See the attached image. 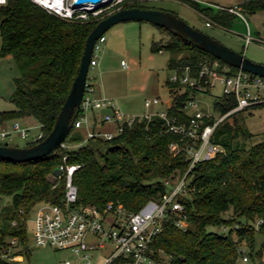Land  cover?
<instances>
[{"label":"trees","instance_id":"16d2710c","mask_svg":"<svg viewBox=\"0 0 264 264\" xmlns=\"http://www.w3.org/2000/svg\"><path fill=\"white\" fill-rule=\"evenodd\" d=\"M145 1L149 0H121L116 7L149 8ZM180 1L213 23L229 27L233 12L200 8L194 0ZM238 6L256 12L264 10V0H243ZM86 14L62 18L31 0H6L0 4V54L12 56L20 70L10 97L14 108L0 111V124L34 119L40 137L26 146L40 141L51 131L68 95L86 37L103 15ZM160 28L168 39L153 41L151 50L169 51L170 68L195 69L205 61L217 59ZM167 84L172 103L165 108L166 118L157 113L149 117L139 115L133 121L123 122L121 131L111 138L86 139L81 128L72 127L64 140V144L68 140V146H60L42 158L24 162L0 158V264L6 263L3 252L29 255L27 221L32 209L40 202L61 203L64 181H52L50 175L64 155L67 163L80 165L72 177L77 187V204L103 209L112 201L135 212L149 201L160 200L167 190L163 180L178 178L190 162L187 153H177L168 147L178 135L166 131V119L180 122L189 118L183 109L189 91L178 83L167 81ZM234 105L233 97L222 96L214 100L213 109L222 114ZM92 113L95 119L96 111ZM235 113L224 119L212 136V142L222 150L214 158L197 163L190 173L192 190L180 198L185 205V229L169 216L151 242L157 263L164 260V264H236L243 241L250 249L249 256L262 262L264 137L257 139L239 125ZM256 234L262 237V246L254 252ZM13 238L17 239L20 250L10 245ZM164 255L168 257L166 260Z\"/></svg>","mask_w":264,"mask_h":264},{"label":"built area","instance_id":"2783aa9c","mask_svg":"<svg viewBox=\"0 0 264 264\" xmlns=\"http://www.w3.org/2000/svg\"><path fill=\"white\" fill-rule=\"evenodd\" d=\"M47 12L62 18L72 19L84 17L76 7H71L67 0H31ZM6 0H0L4 4ZM234 12V8H228ZM213 22L206 21L210 26ZM101 35L95 42L89 68L96 65L94 50L98 42L104 41ZM251 38L249 34L246 41ZM125 65L124 61H121ZM169 81L187 88L188 97L183 109L188 113L186 121L166 119V131L178 135L168 147L177 152L187 153L190 162L187 170L178 178L164 179L167 186L159 201H149L138 211H128L121 203L108 202L103 209L91 205L77 204V187L73 182V174L80 167L79 164L67 163L66 155L58 165L59 176L63 179L64 194L61 203L40 202L35 206L31 222V238L33 245L51 246L56 250L67 251L72 259H66L60 264H164V260L157 263L152 256L151 242L160 232L162 222L172 216L173 222L185 229V205L180 198L192 190L190 173L195 165L201 161L212 159L222 148L212 142L216 127L230 114L255 105H264V77L254 75L241 69L230 71L229 65L221 64L217 59L205 61L197 68L189 66L174 68ZM219 86L221 97L231 96L235 105L225 113L215 116V111H204L201 108L197 94L210 92ZM181 88V89H183ZM158 98L145 100L144 105L158 104ZM106 109L108 112L101 117L104 124L114 123L112 130L98 131L89 127L86 139L94 136L111 138L121 131L123 122L133 121L139 115L128 118L119 110L116 102L108 97H96L93 85L86 79L85 90L80 104L77 118L72 127L81 128L83 123H89L93 111ZM166 118V111L155 112ZM152 113V114H155ZM152 114H143L146 117ZM213 118L212 121L207 119ZM29 135V128L22 126L18 120L11 122L10 129L0 130V140H12L14 136ZM40 137V133L35 139ZM61 146H65L64 142ZM261 222V221H259ZM258 222V223H259ZM17 250L21 249L16 238L10 240ZM6 263L21 264V253L9 254L3 252ZM247 256H242L247 261ZM166 260V259H165Z\"/></svg>","mask_w":264,"mask_h":264},{"label":"rangeland","instance_id":"374dc122","mask_svg":"<svg viewBox=\"0 0 264 264\" xmlns=\"http://www.w3.org/2000/svg\"><path fill=\"white\" fill-rule=\"evenodd\" d=\"M119 1L110 0L94 9L84 5L85 8L79 7L78 11L84 17L87 15L86 13L106 15L120 8L116 7V3ZM194 1L200 8L208 7L213 11L218 10L220 6H223L222 8L233 6L235 11L229 27L215 23L207 26L205 24L208 20L206 16L180 0H149L144 3L149 8L173 12L191 26L207 33L222 44L243 53L244 56L255 62L264 64V10L247 12L238 7V4L243 0ZM70 2L71 0H67L68 4ZM248 34L251 39L246 41ZM103 35L105 41L98 42V48L94 50L97 65L89 68L87 80L100 89L101 94L114 99L126 118L147 112L150 114L151 112L165 111L166 101L168 98L171 99L170 88L167 84L172 73V68L168 65L171 53L167 50L152 51L151 45L153 41L167 40L168 36L162 32L160 27L150 22L134 20L116 23L108 28ZM121 60L125 65L121 64ZM19 75L20 70L12 56L0 54V111L14 108L10 97L15 87L14 78ZM155 97L160 101L158 104L144 105L145 100H152ZM197 97L204 111H215L213 102L221 97L220 88L216 85L210 92L197 94ZM106 112H108L106 109H101L95 114L97 116L98 113L99 117H103ZM215 116H217L216 111ZM234 117L239 125L247 128L257 139L264 137V105H255L237 111ZM18 121L22 126L29 128V135L25 137L17 135L12 140H0V144L26 146L40 133L39 125L34 119H18ZM89 121H91V117H89ZM9 122L11 127L12 121ZM90 126V122L83 123L81 130L86 133ZM10 127H0V130L10 129ZM67 144L68 140L65 142V146H68ZM60 180L57 179L56 182L58 183ZM6 202H9V199ZM34 209L35 207L30 212V219L34 217ZM209 229L221 231V228L210 227ZM27 234L29 255L26 257L21 253V264H60L66 259H72V255L67 251L56 250L51 246H34L30 221H27ZM261 246L262 237L256 234L254 252L258 251ZM239 249L242 253L236 264H264V245L261 251V263L259 258L249 256L250 249L244 241L239 245ZM244 255L247 256V261L242 260ZM164 257L168 258L166 255Z\"/></svg>","mask_w":264,"mask_h":264},{"label":"water","instance_id":"95a60500","mask_svg":"<svg viewBox=\"0 0 264 264\" xmlns=\"http://www.w3.org/2000/svg\"><path fill=\"white\" fill-rule=\"evenodd\" d=\"M100 1L101 0H71V3L77 6L87 2L98 3ZM109 1L110 0L105 3ZM103 4L93 7L92 9L100 7ZM130 20L146 21L158 27L167 29L174 35L188 41L197 48L211 54L229 66L264 77V64L255 62L244 56L243 53L235 51L222 44L207 33L191 26L173 12L144 7L118 8L103 17H100L96 25L86 37L78 72L55 119L51 131L43 139L29 146L0 144L1 159L14 162L35 160L50 154L61 146L72 128V120L77 116L80 109L89 71V62L96 40L112 25ZM171 103L172 98L167 101L166 106L169 107ZM59 174L60 170L55 168L50 175L52 181H54V178L59 176ZM8 264L13 263L8 262Z\"/></svg>","mask_w":264,"mask_h":264},{"label":"crops","instance_id":"0c3cea01","mask_svg":"<svg viewBox=\"0 0 264 264\" xmlns=\"http://www.w3.org/2000/svg\"><path fill=\"white\" fill-rule=\"evenodd\" d=\"M240 4V3H239ZM238 4V5H239ZM223 7V6H222ZM221 6L220 7H218V9H228V8H234L233 6H229V7H227V8H222ZM239 7V6H238ZM235 9V8H234ZM247 28H248V26H247ZM249 30V29H248ZM249 32H250V30H249ZM104 41H105V39H104ZM121 61H123V60H121ZM96 65H97V63H96ZM93 85V84H92ZM93 94H94V96H96V97H106L105 96V94L103 95V94H101V90L100 89H98V88H96L94 85H93ZM170 98H168L167 99V101L169 100ZM167 101H166V103H167ZM97 112V111H96ZM158 112H161V111H158ZM152 113H155V112H151L150 114H152ZM93 114V113H92ZM91 114V115H92ZM144 114H149V112H147V113H144ZM90 115V117H91V121H89L90 122V128L91 129H94V130H98V131H104V130H112L111 128H112V126L114 125L113 123H109V124H101L100 123V121H101V116L99 117V114L97 113V116L95 115V119H94V117L93 116H91ZM141 115H143V114H141ZM0 127H6V128H9L10 127V122L9 121H7V122H5V123H2V124H0ZM87 133V132H86Z\"/></svg>","mask_w":264,"mask_h":264},{"label":"bare ground","instance_id":"6f19581e","mask_svg":"<svg viewBox=\"0 0 264 264\" xmlns=\"http://www.w3.org/2000/svg\"><path fill=\"white\" fill-rule=\"evenodd\" d=\"M106 1H108V0H101L100 2H98V3H90V2H87V3H83V4H81V5H73L71 2H70V6L71 7H81V8H85L84 7V5H86V6H89V7H96V6H98V5H100V4H103V3H105Z\"/></svg>","mask_w":264,"mask_h":264},{"label":"flooded vegetation","instance_id":"af4514ba","mask_svg":"<svg viewBox=\"0 0 264 264\" xmlns=\"http://www.w3.org/2000/svg\"><path fill=\"white\" fill-rule=\"evenodd\" d=\"M103 16H104V14H103Z\"/></svg>","mask_w":264,"mask_h":264}]
</instances>
